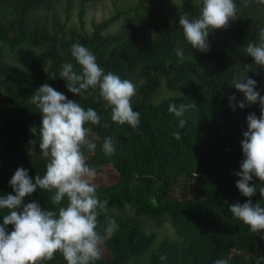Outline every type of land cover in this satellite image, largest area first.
<instances>
[{"label": "trees", "instance_id": "16d2710c", "mask_svg": "<svg viewBox=\"0 0 264 264\" xmlns=\"http://www.w3.org/2000/svg\"><path fill=\"white\" fill-rule=\"evenodd\" d=\"M103 1L0 0V196L15 194L9 181L17 168L29 170L33 180L46 170L38 147L42 115L29 97L48 83L69 100L96 109L102 123L110 125H90L97 148L86 153L90 167L99 171L112 166L118 174L113 184L97 186L98 197L109 202L99 223L104 225L111 218L118 228L94 264H215L218 259L229 264H257L258 260L264 264V232H251L229 211L232 204L248 200L236 187L235 173L243 160L247 116H260L259 103L239 108V102H247L231 81L236 74H248L264 97V69L247 73L244 68L254 65L245 47L259 43L264 5L249 0L245 7L236 0L239 18L226 29L210 33L211 48L201 52L186 43L178 18L197 17L202 0H180L172 21L166 14L169 0H131L126 9H115L113 16L94 22L93 30L86 31L88 10ZM75 10L79 26L72 22ZM177 41L184 50L183 61L174 51ZM75 43L91 50L106 72L137 86L133 108L141 113L138 129L113 123L103 101L97 103L96 92L85 93V99L68 91L67 82L59 76L65 63L79 68L71 55ZM23 53L30 56L26 64L18 58ZM233 95L236 101L228 99ZM190 102L197 109L185 114L187 123L180 128L169 106ZM173 132L180 133L179 140ZM106 137L115 144L112 156L102 151ZM253 180L257 189L264 186ZM181 181H189L197 196L190 197L185 183L182 197L176 198L173 186ZM51 195L38 190L24 203L36 201L42 208L55 209ZM251 199L264 206L259 192ZM166 223L174 236H165L157 244V234L148 226L162 229ZM7 230L14 229L8 226ZM162 255L165 260L160 259ZM43 264L66 261L56 254Z\"/></svg>", "mask_w": 264, "mask_h": 264}, {"label": "clouds", "instance_id": "9594fccd", "mask_svg": "<svg viewBox=\"0 0 264 264\" xmlns=\"http://www.w3.org/2000/svg\"><path fill=\"white\" fill-rule=\"evenodd\" d=\"M256 2L264 5V0ZM242 3L247 7L249 0H242ZM239 11L236 0H202L197 17L179 15L178 22L186 43L195 50L207 52L211 48L210 33L226 29L230 22L239 18ZM174 51L181 61L185 59L180 41ZM71 55L79 68L65 63L59 76L67 82L68 91L85 99V93L96 92L97 103L103 101L102 107L110 110L113 123L138 129L141 113L133 108L137 86L129 79L106 72L94 53L80 43L72 45ZM245 55L254 61V65H244L247 73L253 68L264 69V29L260 30L259 43L246 45ZM231 87L244 94L247 104L239 102V108L259 103L260 116L255 113L247 116V131L241 141L243 160L240 171L235 173L239 177L236 187L248 200L232 204L229 211L233 218L249 226L251 232L260 234L264 232V206L254 204L251 198L257 192L264 197V186L257 189L253 180L255 177L264 184V97L256 90L257 81L248 74L234 75ZM228 99L236 101V96ZM29 102L42 115L38 147L41 158L47 162L46 170L33 180L29 170L17 168L9 181L15 194L0 196V216L3 217L0 264H43L53 260L56 254H60L66 264H94L101 259L103 246L118 225L111 218H107L104 225L99 223L98 218L106 213L109 202L97 195L94 182L97 170L89 166L86 153L97 148L90 125L104 128L110 125L106 121L102 123L103 118L96 109L69 100L48 83L35 90ZM230 106L235 110V104ZM193 109H197L195 102L172 103L168 110L179 118V127L184 128L187 123L184 116ZM31 131L35 134L36 128ZM172 135L180 139L179 132ZM30 143L34 145L35 139ZM102 151L108 156L114 155L115 144L111 137L103 140ZM38 190L52 193L51 204L57 207L42 208L36 201L25 204L26 197ZM8 226L14 230L9 232ZM160 259L166 257L162 255ZM215 264L229 262L218 259Z\"/></svg>", "mask_w": 264, "mask_h": 264}, {"label": "rangeland", "instance_id": "374dc122", "mask_svg": "<svg viewBox=\"0 0 264 264\" xmlns=\"http://www.w3.org/2000/svg\"><path fill=\"white\" fill-rule=\"evenodd\" d=\"M131 0H105L103 2H98L90 7L88 10V14L85 18V30L91 32L93 30V23L94 22H101L103 20L109 19L115 13V9H126ZM180 0H169V6L166 9L167 18L169 21L174 19V16L178 12L175 6L179 3ZM115 5V6H114ZM72 22L79 26L78 21V12L75 10L73 12ZM117 29H114L116 31ZM29 55L26 54H19L18 58H22L21 60L24 61L26 64L29 61ZM118 179V174L116 173L115 169L112 166H105L97 171V177L95 178V184L97 186H106L111 185ZM188 184L189 189L188 193L191 194L190 197H196L197 194L195 193L193 187L190 186L189 181H181L173 186V193L176 198H181L184 193V184ZM150 231H154L157 234V244L160 240H162L165 236L173 237V228L170 224L166 223L162 229H155L152 226H148ZM157 244L155 247H157ZM104 255V252L103 254Z\"/></svg>", "mask_w": 264, "mask_h": 264}]
</instances>
